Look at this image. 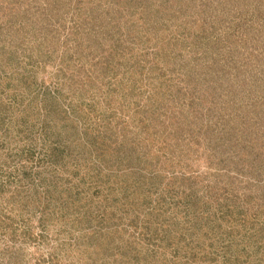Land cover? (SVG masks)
Returning <instances> with one entry per match:
<instances>
[{
	"label": "rangeland",
	"instance_id": "1",
	"mask_svg": "<svg viewBox=\"0 0 264 264\" xmlns=\"http://www.w3.org/2000/svg\"><path fill=\"white\" fill-rule=\"evenodd\" d=\"M0 264H264V0H0Z\"/></svg>",
	"mask_w": 264,
	"mask_h": 264
},
{
	"label": "trees",
	"instance_id": "2",
	"mask_svg": "<svg viewBox=\"0 0 264 264\" xmlns=\"http://www.w3.org/2000/svg\"><path fill=\"white\" fill-rule=\"evenodd\" d=\"M28 235H30V234H28ZM33 235H31V237H32Z\"/></svg>",
	"mask_w": 264,
	"mask_h": 264
}]
</instances>
